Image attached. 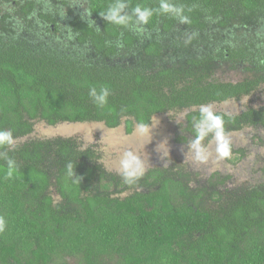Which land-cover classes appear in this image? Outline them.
I'll list each match as a JSON object with an SVG mask.
<instances>
[{
	"label": "trees",
	"instance_id": "1",
	"mask_svg": "<svg viewBox=\"0 0 264 264\" xmlns=\"http://www.w3.org/2000/svg\"><path fill=\"white\" fill-rule=\"evenodd\" d=\"M86 1L96 22L77 15L67 44L61 27L49 29L50 15L33 16L40 3L0 21V129L13 131L9 155L19 165L5 180L0 160V264H264V105L218 113L230 136L252 134L226 159L236 170L243 163L237 175L197 169L190 157L129 186L81 138H31L39 123L130 135L138 122L186 113L189 142L200 105L264 88V0H173L190 23L154 15L143 33L99 15L113 0ZM136 4L159 0H129V10ZM239 70V82L216 79ZM93 86L110 89L104 108L88 95ZM69 161L79 184L66 174Z\"/></svg>",
	"mask_w": 264,
	"mask_h": 264
},
{
	"label": "clouds",
	"instance_id": "2",
	"mask_svg": "<svg viewBox=\"0 0 264 264\" xmlns=\"http://www.w3.org/2000/svg\"><path fill=\"white\" fill-rule=\"evenodd\" d=\"M76 2L79 5H76ZM29 3L41 4L33 13L34 17L37 18L39 12L50 15L51 22L55 23H48L49 29L54 31L55 27H61L59 29L61 37V41H58L59 43L63 42L67 44L70 40L68 36L72 35L75 37L74 29L68 26V24L77 18V15L83 16L86 13L88 17L87 21L91 24L90 26L96 22V18L91 14L86 0H0V21L5 17L10 18L9 14H14V10L19 11L22 6ZM76 6L80 7L81 13L76 10ZM58 10L64 11L65 15H59ZM188 11H191V9ZM161 14L173 16L182 25L190 23L189 16L185 14L184 6L174 3L173 0H159L158 7L136 4L130 10L129 0H113L104 11L99 12V15L107 23L128 28L138 33L144 32L145 26L149 24L154 15ZM18 18L20 19L19 16ZM97 31L99 30L97 29ZM110 94V89L103 86L99 87V89L95 86L90 87L88 92L94 104L100 108H104L107 105ZM121 111H126V109L122 108ZM224 124V116L218 114L211 103L200 105L199 118L193 124L195 135L187 144L188 151L186 157L190 155L192 160L199 164L208 163L213 155H215L216 161L229 158L232 154V140L230 135L225 131ZM136 127L143 134L148 125L138 122ZM209 137H211L209 144L205 145L203 142ZM15 145L16 138L13 131L10 129H0V160L4 162L6 168L3 176L5 180L13 179L19 172V165L16 159L9 155V152L15 150ZM211 145H214V147H210ZM65 168L66 174L72 179V182L79 184L80 178L75 176L74 163L69 161ZM146 171L147 165L144 159L136 151L126 150L118 161L116 174L126 185L134 186L137 185ZM137 190L140 191L141 189L137 188ZM5 228L6 221L0 216V232H3Z\"/></svg>",
	"mask_w": 264,
	"mask_h": 264
},
{
	"label": "rangeland",
	"instance_id": "3",
	"mask_svg": "<svg viewBox=\"0 0 264 264\" xmlns=\"http://www.w3.org/2000/svg\"><path fill=\"white\" fill-rule=\"evenodd\" d=\"M81 1V0H78ZM76 5H79L76 2ZM76 10L81 13L80 7ZM246 74L239 71L229 72V74H218L216 79L227 82H239L244 79ZM264 105V88L250 98L239 102L230 101L227 103L213 105L217 113L226 115H239L248 106ZM186 123V113H173L169 115H159L153 120V124L147 127L141 134L138 128L130 135L127 134L124 127L116 130H110L101 124H64L56 128L49 127L46 124L39 123L35 127V132L31 138L47 139L53 137H77L81 138L85 145H94L97 147L100 155L104 158L105 168L110 172H116L118 161L126 150L136 151L146 162L147 170L153 166L174 165L190 159L186 157L188 151L187 142H183V137H189L184 131ZM250 131H242L230 136L232 145L243 149L251 139ZM210 147H214L211 145ZM235 157V156H234ZM253 159V158H250ZM249 160V159H248ZM197 169L205 170V164L193 163ZM212 172H225L228 174H238L239 166H232L228 161H216L215 155L206 163ZM69 264H78L76 260L71 259Z\"/></svg>",
	"mask_w": 264,
	"mask_h": 264
},
{
	"label": "flooded vegetation",
	"instance_id": "4",
	"mask_svg": "<svg viewBox=\"0 0 264 264\" xmlns=\"http://www.w3.org/2000/svg\"><path fill=\"white\" fill-rule=\"evenodd\" d=\"M10 15V17L11 18H15V19H17L18 18V16L20 17V10L19 11H16V10H14V14H9ZM18 15V16H17ZM83 17H84V19H88V17H87V14L86 13H84L83 14ZM19 19V18H18ZM245 73V72H244ZM246 74V73H245Z\"/></svg>",
	"mask_w": 264,
	"mask_h": 264
},
{
	"label": "crops",
	"instance_id": "5",
	"mask_svg": "<svg viewBox=\"0 0 264 264\" xmlns=\"http://www.w3.org/2000/svg\"><path fill=\"white\" fill-rule=\"evenodd\" d=\"M58 14L59 15H65V12L64 11H59Z\"/></svg>",
	"mask_w": 264,
	"mask_h": 264
}]
</instances>
